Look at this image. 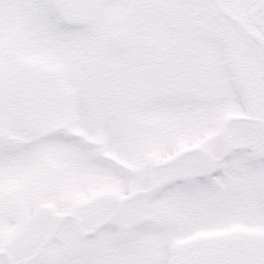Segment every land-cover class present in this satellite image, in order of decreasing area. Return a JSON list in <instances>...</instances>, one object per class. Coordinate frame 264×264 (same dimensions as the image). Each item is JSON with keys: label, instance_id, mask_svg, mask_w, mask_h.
Masks as SVG:
<instances>
[{"label": "snow or ice", "instance_id": "obj_1", "mask_svg": "<svg viewBox=\"0 0 264 264\" xmlns=\"http://www.w3.org/2000/svg\"><path fill=\"white\" fill-rule=\"evenodd\" d=\"M6 5L20 10L23 36L37 57L32 66L19 68L0 52V174L5 178L13 171L27 174L41 150L64 145L76 156L79 176L111 177L123 192L132 190L127 175L80 140L52 127L31 128L38 113L55 117L53 102L64 88L71 89L64 107L87 123L84 101L96 53L101 43L111 49L113 18L126 20L131 12L144 13V22L129 25L132 56L119 61L122 75L144 88L158 116L177 121L158 142L167 163L148 168L146 194L105 209L103 227L87 241L84 254L71 257L58 245L43 264H178L171 255L175 245L197 232L241 219L264 226V42L236 23L218 25L211 35L198 27L192 14L217 8L219 0H0V9ZM167 12L180 14L176 27L168 24ZM6 44L7 34L0 30V49ZM205 90L216 96L207 108L177 100L181 93ZM238 109L247 119L229 122V112ZM26 128L38 139L20 148L9 134ZM219 188L242 195L222 209ZM143 208L152 209L148 223L141 222ZM62 230L73 241L80 239L75 225L64 223ZM125 236L128 247L120 243ZM147 237L159 242L157 250L144 248ZM0 264L7 261L0 258ZM187 264H264V242L240 256L194 258Z\"/></svg>", "mask_w": 264, "mask_h": 264}, {"label": "rangeland", "instance_id": "obj_2", "mask_svg": "<svg viewBox=\"0 0 264 264\" xmlns=\"http://www.w3.org/2000/svg\"><path fill=\"white\" fill-rule=\"evenodd\" d=\"M0 30L7 34L6 47L0 49L3 60L19 68H21L19 62L22 59L27 63L36 62V50L33 44L23 36L21 12L18 8L6 5L0 9ZM52 71L55 72L56 69L53 68ZM104 84L108 86L106 80ZM109 90L110 93L107 91L103 94L91 84L84 101V108L89 115L85 123L75 111L64 107L65 101L71 96V89H62L55 98L58 106L55 117L51 118L43 114L42 128L52 127L56 131H63L66 135L80 140L94 150L99 160L105 161L100 153L108 158L113 157L114 162L118 163L113 166L125 175L132 169L137 170L141 176L142 173L148 172L149 167L165 163L167 159L162 155L158 142L167 130L175 127L177 121L158 116L148 101L142 104L143 108L138 103H131L132 108H130L126 101L116 100L113 89ZM75 169L76 156L68 150V146L53 145L38 153L35 167L27 174L13 171L7 178L0 174V235L6 231V228L11 230V233H15V227L12 224L19 219L41 217L43 209L41 213L38 211L44 205L54 208L56 217L68 213L78 216L80 213L81 216L86 217L85 213L82 215V211L96 195L103 198L95 202L97 203L94 208L95 214L100 215L98 214L99 201L102 202L100 207L111 206L113 202L126 197L130 192H123L121 186L111 177L101 175L82 177L76 173ZM34 193H40V195L36 196ZM241 195L239 192L226 190V193L222 194V199L218 201V205L222 209L226 208L230 200ZM36 207L38 208L34 211ZM34 213L37 214L34 215ZM2 228L5 229L2 230ZM257 229L258 226L255 225L254 230ZM210 230L197 233H209ZM149 238L153 247H159L157 240ZM91 239L84 241L80 252H85L87 241ZM186 241L187 239L180 241L175 248ZM57 246L58 241L53 239L47 248L48 253L30 264H37V262L43 264L51 257L50 253ZM80 255L81 253L74 254L73 257Z\"/></svg>", "mask_w": 264, "mask_h": 264}, {"label": "flooded vegetation", "instance_id": "obj_3", "mask_svg": "<svg viewBox=\"0 0 264 264\" xmlns=\"http://www.w3.org/2000/svg\"><path fill=\"white\" fill-rule=\"evenodd\" d=\"M70 14L78 13L70 12ZM153 15L158 16L160 14ZM163 15L168 17L167 22L170 26H177L176 17L180 15L179 13L167 12ZM192 20L209 35L215 33L218 25L229 22L240 24L252 37L264 42V30H262L264 28V0H219L217 8L211 11L193 13ZM143 22L144 13L142 12H131L128 14L126 20H122L119 17L113 18L111 21L113 28V44L111 49L106 51L104 45L101 43L94 60L92 87H96L103 94H106L107 91L110 93L109 89H113V93L117 97L116 100L126 101L130 108H132V104L136 103L142 106L143 103H147V99L142 86L134 85L124 78L122 75L123 65L119 61L121 59H129L132 56L129 46V25L134 24L139 26ZM19 65L21 68H25L32 66L33 63H27L22 59ZM113 68H116V71H113ZM104 80L108 82V86L104 84ZM215 99L216 96L208 90L197 95L181 93L177 98L181 104L188 106L198 105L202 109L210 106ZM53 103L57 109L56 99ZM43 114L46 113L41 112L31 118L32 129L42 128ZM227 119L229 122L247 119V112L244 109L231 111ZM9 138L14 144L19 146L34 143L38 139L36 132H30L27 128L21 134L10 133ZM148 179V172L142 173L141 176L134 172L132 177H130L132 190L126 197L117 202L125 203L136 196L145 195V183ZM219 190L221 194L226 193V189L224 190V188H219ZM96 204L94 202L90 203L82 211V215L85 213L86 217L84 215L81 216L79 213L80 216L77 214L69 215L68 217H55L51 215L49 217L41 216L17 220L12 224L15 227V233H11V230H7L6 228V231L0 235V258L7 261V264H29L31 258L40 257L48 253L47 248L53 239L58 241V245L69 246L68 251L71 257L74 254H84V251L80 252L81 245L87 239L93 238L99 229L103 227L99 223L100 215L95 214L94 211ZM101 204L102 202L98 204V214H101L109 206L106 204L107 206L100 207ZM151 213L152 209L150 208L141 209V215L145 217L141 222L148 223L149 219L147 218ZM44 214L45 208L41 215ZM64 223L75 225L80 234L79 240L73 241L62 230ZM255 225L257 224L241 219L237 223L211 229L209 233H197L195 236L188 237L186 243L176 246L172 251V256L175 257L178 264H187L189 260L194 258H204L207 262H210L220 255L230 254L231 256H240L246 254L252 251L257 244L264 242V226L257 225L258 229L254 230ZM132 226L136 227L137 225L134 224ZM4 229L2 228V230ZM120 243L122 247H128V237H123ZM143 246L147 250H157L159 248L158 246L153 247V243L150 242L149 237L145 238ZM32 249L33 251L31 252ZM55 250L50 253L51 256L55 253ZM25 259L27 260L25 261Z\"/></svg>", "mask_w": 264, "mask_h": 264}, {"label": "water", "instance_id": "obj_4", "mask_svg": "<svg viewBox=\"0 0 264 264\" xmlns=\"http://www.w3.org/2000/svg\"><path fill=\"white\" fill-rule=\"evenodd\" d=\"M68 248V246H66Z\"/></svg>", "mask_w": 264, "mask_h": 264}]
</instances>
